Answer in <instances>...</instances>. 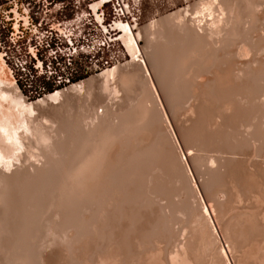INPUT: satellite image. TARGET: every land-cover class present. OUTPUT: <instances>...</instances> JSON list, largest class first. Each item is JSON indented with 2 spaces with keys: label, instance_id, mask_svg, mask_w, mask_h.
<instances>
[{
  "label": "bare ground",
  "instance_id": "obj_1",
  "mask_svg": "<svg viewBox=\"0 0 264 264\" xmlns=\"http://www.w3.org/2000/svg\"><path fill=\"white\" fill-rule=\"evenodd\" d=\"M113 30L129 63L38 103L0 54V264H264V0Z\"/></svg>",
  "mask_w": 264,
  "mask_h": 264
},
{
  "label": "rangeland",
  "instance_id": "obj_2",
  "mask_svg": "<svg viewBox=\"0 0 264 264\" xmlns=\"http://www.w3.org/2000/svg\"><path fill=\"white\" fill-rule=\"evenodd\" d=\"M52 1L53 0H12V1L8 2L7 0H0V21H2L4 23L2 25V29H1L2 31H0V54H1V58L4 60L3 62H4V66H5V70L7 72L8 78L12 79V84L15 85L16 87H18V90H20V92L23 93L25 99L28 100L29 103H38L39 100L41 101L44 98L49 97L50 94H54L57 91H65L66 92V91H68V89H69V91H72L71 89L77 83L79 84L80 82L89 80L92 77H95V76L97 77L98 75H101V73H104L106 70L112 69L115 66L124 67V65H126L127 63H129L131 61V57H130L129 53L127 52L126 47L124 46V44L122 43L121 40L119 42L117 40V42L113 43V48H114L115 52L109 53L108 56H106V55L103 56L105 59H110V57L111 58L114 57V59H112V60L110 59L109 63H100L99 65H95L94 64L95 62H93V63H92V61L83 62L82 57H76L75 60L79 64V67L77 68L76 72L74 73L72 81L66 82L65 84H62L59 86H56L55 87L56 90H54L53 92H51L52 89L45 88V89H41V91H39V93H36V92H33L31 90V88L24 87L23 81L17 76L16 71L11 64L10 56L8 54V51H7V49L13 50L15 48H14V46H11L10 48H8L5 40L9 41L8 43H11V45L12 44L15 45L19 41H22V38H21L22 32L23 31H30V29L33 26H37L38 20H40L41 18H45L44 13L47 11L49 13L48 14L49 18L47 20L48 21H54L55 23L53 25H55V27L59 26L60 24L72 22L73 19L77 15L81 14L82 12H89L88 10H84L82 8L83 4L81 5L80 8H77L76 7V1L77 0H72V1L66 0L64 2L59 1L60 3L51 5ZM197 1H200V0H187V1L186 0H173L174 3L172 2V0H139L138 10L134 15V17L138 19L137 20V27H143V26L149 25L152 21L158 20L161 17H165V16L172 14L176 11L182 10V9L186 8L187 6H189L190 4H193L194 2H197ZM98 4H99L98 1L95 0V3L93 4V10L94 11L98 8ZM47 7H48V9H46ZM37 11H39V13H37ZM100 14H101V11L98 12L96 17L99 16ZM93 20H95L94 17H93ZM131 21H132V23H134L133 20H131ZM109 24H112V23L110 22L107 24L106 21L104 23L105 26H108ZM133 27H136V26H133ZM109 31H115V30L112 29ZM97 36L100 37V36H102V34L100 32H98ZM110 36L113 38H118L121 36V34H118V32H114V33H111ZM7 37H8V39H7ZM3 40H4V42H3ZM35 52L31 51L29 56L27 57V60L28 61H30L31 59L35 60L37 63V67L40 68V71L42 73L41 61L38 58H36ZM42 121L44 122L43 119H42ZM170 123H171V126L173 127L172 129H173L175 135L177 134L176 135L177 139L180 140V141L178 140L179 144H180V148L178 151L180 153L183 152V154H188V151L184 147L185 146L184 141H183V139H181L182 137L180 136L177 128L173 125L172 122H170ZM182 144H183V146H182ZM193 152L198 153L195 149L193 150ZM204 152H206V153H204ZM204 152L202 153L203 155H209L210 154L209 156H211V154L213 153V152L210 153L208 150H205ZM207 153H209V154H207ZM188 164L192 170V165H191L190 161H188ZM235 167L237 169H240V166L238 167V165H235ZM191 172H192L191 175L193 176V182L195 181L194 185H196V193L198 192L197 195H200L202 200L205 201V196H204L205 191L203 190V187L200 184L201 180L197 179L198 176L193 171H191ZM197 188H198V190H197ZM200 190L201 191L203 190L202 191L203 193L200 192ZM222 197H225L222 200L228 198V196L226 197L225 195L221 196V198ZM224 201H226V200H224ZM235 202L239 203V200L236 198V196H233V202H232V204H230V206L238 205ZM255 202H256V200L252 199V200H250L249 205L252 204V205L260 208V205L262 206L264 204L262 202H260V203H255ZM231 208H233V207H231ZM231 212H232V210L227 209V212L223 215V217L225 219L230 218V216L232 215ZM229 213H230V215H229ZM209 216H208L209 224L210 225L214 224L215 227L219 231L218 232L219 234H217V238H216L217 244L222 245L224 243V245L226 247L227 245L225 244V242H226L225 241V234H224L223 229L221 227V218L218 217L216 212H212V214ZM217 221H220V222H218V224H216ZM180 225L181 224H176L175 227H177V228L182 227ZM184 229H188V231L190 230L189 227H185ZM184 229H183L181 235L179 236V238L177 239V241H176L177 244L175 243L174 249L177 248L178 246H181V242L183 241V235L182 234L184 233ZM180 237H181V239H180ZM249 247L250 246H245V248H247V249H245L243 247L244 249L242 248L241 249L242 251L237 253L238 255L235 252H232V253L228 252V259H229L228 261L230 262L229 264H238V262L240 264V263H243V261H245L243 264H247V263L248 264H253V263L258 264V260H255V258L257 259L256 256H255V258H253V255L249 257V255L251 253ZM246 250H247V252H250L248 255L245 253L243 254V252H245ZM242 254L245 255V257L247 255V258L244 259V256L241 257ZM236 256H237V258H236ZM242 258L244 260H242ZM252 259L254 260V262L251 261ZM241 260H242V262H241ZM246 261H247V263H246ZM255 261H256V263H255Z\"/></svg>",
  "mask_w": 264,
  "mask_h": 264
},
{
  "label": "built area",
  "instance_id": "obj_3",
  "mask_svg": "<svg viewBox=\"0 0 264 264\" xmlns=\"http://www.w3.org/2000/svg\"><path fill=\"white\" fill-rule=\"evenodd\" d=\"M8 2L12 0H7ZM87 0H77L76 7L80 8ZM101 3L99 10L101 14L97 17L101 18L102 22L93 20V16L89 12H82L77 15L72 22L60 24L55 27L54 21H48V11L45 12V18H41L37 22V26H33L30 31H23L21 38L25 40L28 51L25 53L29 55L31 51L35 52L38 58L39 49L46 50L49 59L47 68L52 76L51 66L55 60H58L61 55L65 58L66 65L73 63L76 57L85 56L89 61L95 62V65L100 63H109L110 59L101 57L103 52H115L113 43L117 42L118 38L110 36L111 33L119 31L105 32L104 27L109 30L113 29L116 21H123L137 25V18L134 17L138 10L139 0H97ZM48 9V7L46 8ZM39 13V11H37ZM111 21L112 24L105 26V21ZM134 23H132V21ZM100 32L102 36L98 37L97 33ZM119 42V41H118ZM16 52L21 53V47L17 44L14 45ZM16 63L26 70L28 60L26 57L23 59H14ZM40 60V59H39ZM41 61L42 72L45 70V62ZM37 67V64H36ZM38 68V67H37ZM40 69V68H38ZM53 77V76H52ZM54 78V77H53Z\"/></svg>",
  "mask_w": 264,
  "mask_h": 264
},
{
  "label": "trees",
  "instance_id": "obj_4",
  "mask_svg": "<svg viewBox=\"0 0 264 264\" xmlns=\"http://www.w3.org/2000/svg\"><path fill=\"white\" fill-rule=\"evenodd\" d=\"M4 23L0 21V31H2V25ZM8 39V37H7ZM4 42V40H3ZM7 47L10 48L11 46H14L11 43H8L9 41H6ZM20 42V43H19ZM17 43L18 46L21 47V50L26 53L28 51L26 42L24 39L22 41H19ZM8 54L10 56L11 64L14 67L17 76L23 81V86L24 87H29L33 92L39 93L41 89L45 88H50L52 89L51 92L56 90V86L65 84L66 82H71L73 79V75L76 72L77 68L79 67V64L77 61L74 59L73 63L70 65H67V72L64 75V80L63 82L58 83L54 78L51 76L47 64H48V59L49 56L44 49H39L38 53V59L42 60L45 62V70L41 73L40 69L36 67V61L35 60H30L28 61L27 68L26 70H23L21 66H19L16 61L14 60L17 56H19V53L12 50V49H7ZM83 58V62H88L89 60L83 55L81 56Z\"/></svg>",
  "mask_w": 264,
  "mask_h": 264
},
{
  "label": "flooded vegetation",
  "instance_id": "obj_5",
  "mask_svg": "<svg viewBox=\"0 0 264 264\" xmlns=\"http://www.w3.org/2000/svg\"><path fill=\"white\" fill-rule=\"evenodd\" d=\"M64 2L66 0H53L51 2V5H54V4H57V3H60V2ZM72 1V0H71ZM95 3V0H87L82 6V8L84 10H88L90 11L91 15L95 18V16L98 14V12L100 11L99 8H97L95 11L93 10V4ZM107 24L110 23L111 21H106ZM123 43V42H122Z\"/></svg>",
  "mask_w": 264,
  "mask_h": 264
}]
</instances>
